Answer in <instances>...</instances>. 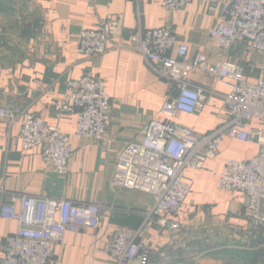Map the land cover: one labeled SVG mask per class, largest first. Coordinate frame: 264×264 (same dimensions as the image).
Listing matches in <instances>:
<instances>
[{
    "label": "crops",
    "instance_id": "1",
    "mask_svg": "<svg viewBox=\"0 0 264 264\" xmlns=\"http://www.w3.org/2000/svg\"><path fill=\"white\" fill-rule=\"evenodd\" d=\"M161 1L0 0V15L10 6L11 14L23 11L26 19L25 32L13 31L8 46L18 55L0 64V108L11 104L39 116L70 135L72 147L67 174L56 175L43 163L40 147L23 150L16 125L8 126L0 116V205L13 195L36 197L45 193L52 199L94 203L101 208L100 226L95 231L67 228L61 241L54 244L49 264H113L111 257L99 253L100 248L111 232L139 227L153 203L149 195L118 185L117 158L128 143L140 137L145 124L162 120V104L178 94L157 73L158 67L147 64L138 53L115 50L110 45L98 57L77 54L76 36L81 30L92 28L101 18L116 23L120 16L124 39L138 27H166L177 44L188 47L190 58L203 54L209 63L235 64L243 68L249 82L263 75L261 55L247 52L244 44L225 52L214 48L208 32L220 20V13L209 14L197 3L189 9L167 11ZM84 74L101 78L111 99L107 135L101 142L73 137L75 115L56 118L65 82ZM187 82L208 91L206 99L198 113H178L172 122L201 134L224 124V97L231 82L198 69L189 73ZM257 150V145L224 137L219 154L206 161L204 171L197 175L185 171L187 178L194 177V183L172 219L180 224V230L163 229L152 220L142 239L155 253H166L165 259L156 257L154 264H264V230L256 235L248 231L245 197L217 189V174L227 159L247 160ZM17 229L16 221L0 217V259L6 237ZM183 239L189 244L188 253L175 249Z\"/></svg>",
    "mask_w": 264,
    "mask_h": 264
},
{
    "label": "built area",
    "instance_id": "2",
    "mask_svg": "<svg viewBox=\"0 0 264 264\" xmlns=\"http://www.w3.org/2000/svg\"><path fill=\"white\" fill-rule=\"evenodd\" d=\"M193 3L209 14L221 15L208 32L214 48L225 52L236 44H244L247 52L261 55L263 75L256 82L245 79L243 68L235 64L209 63L203 54L188 57V47L177 44L173 32L166 27H138L124 39L120 35V16L116 23L101 18L76 36L77 54L98 57L110 45L115 50L138 53L147 64L156 65L160 77L178 90L177 96H169L162 104V120L145 124L140 137L128 143L117 158L118 185L149 195L153 203L144 212L139 227L111 232L100 248L99 253L111 257L113 264H154L156 257L166 258V253H155L142 240L149 223L156 220L163 229L180 230V224L172 219L182 209L194 183V177L187 178L185 171L194 175L204 171L206 161L219 154L224 137L258 147L250 159L226 160L217 174V189L242 194L246 199L248 231L256 235L264 230V0H162L161 7L175 11L189 9ZM194 69L231 82L224 97L225 122L205 134L172 122L178 113H198L206 99L208 91L187 82ZM110 109L104 81L84 74L65 82L56 118L75 115L73 137L101 142L107 135ZM0 116L8 126L16 125L23 150L40 147L43 163L56 175L67 174L72 155L70 135L11 104L0 108ZM15 205H19L18 210ZM0 217L18 224L17 231L5 239L0 264H49L53 246L61 241L67 228L95 231L100 226L101 208L94 203L52 199L45 193L36 197L13 195L8 203L0 205ZM175 249L190 251L185 239Z\"/></svg>",
    "mask_w": 264,
    "mask_h": 264
},
{
    "label": "rangeland",
    "instance_id": "3",
    "mask_svg": "<svg viewBox=\"0 0 264 264\" xmlns=\"http://www.w3.org/2000/svg\"><path fill=\"white\" fill-rule=\"evenodd\" d=\"M9 5V4H8ZM18 8V6H17ZM3 9V8H2ZM5 12V15H0V64H3L9 60L14 59L18 54L16 51H11L8 48L11 40L13 31H18L23 29V31H18L19 33H24V23L26 19L24 17V12H12L11 7L9 6L8 10L2 11ZM9 14H7V13ZM15 17V19H11ZM21 35V34H20Z\"/></svg>",
    "mask_w": 264,
    "mask_h": 264
},
{
    "label": "trees",
    "instance_id": "4",
    "mask_svg": "<svg viewBox=\"0 0 264 264\" xmlns=\"http://www.w3.org/2000/svg\"><path fill=\"white\" fill-rule=\"evenodd\" d=\"M233 253H236V251H233Z\"/></svg>",
    "mask_w": 264,
    "mask_h": 264
}]
</instances>
